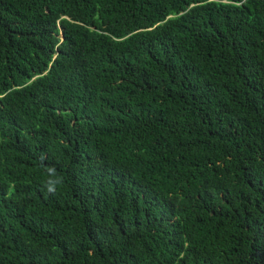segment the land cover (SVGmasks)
I'll list each match as a JSON object with an SVG mask.
<instances>
[{
	"label": "trees",
	"instance_id": "trees-1",
	"mask_svg": "<svg viewBox=\"0 0 264 264\" xmlns=\"http://www.w3.org/2000/svg\"><path fill=\"white\" fill-rule=\"evenodd\" d=\"M0 264H264V0H0Z\"/></svg>",
	"mask_w": 264,
	"mask_h": 264
},
{
	"label": "clouds",
	"instance_id": "clouds-1",
	"mask_svg": "<svg viewBox=\"0 0 264 264\" xmlns=\"http://www.w3.org/2000/svg\"><path fill=\"white\" fill-rule=\"evenodd\" d=\"M50 172H54V169H49ZM111 179V184L112 186L114 187H118V181L116 179ZM61 181H52V180H49L45 187L47 189V191L51 194H56L57 192V184L60 183Z\"/></svg>",
	"mask_w": 264,
	"mask_h": 264
}]
</instances>
